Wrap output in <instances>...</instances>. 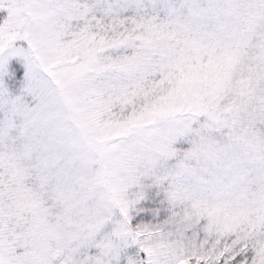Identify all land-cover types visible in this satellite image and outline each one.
Segmentation results:
<instances>
[{"label":"snow or ice","instance_id":"6c2138e0","mask_svg":"<svg viewBox=\"0 0 264 264\" xmlns=\"http://www.w3.org/2000/svg\"><path fill=\"white\" fill-rule=\"evenodd\" d=\"M0 264H264V0H0Z\"/></svg>","mask_w":264,"mask_h":264}]
</instances>
